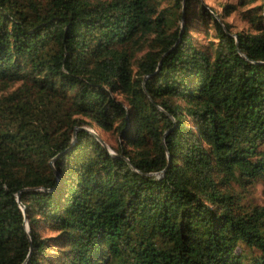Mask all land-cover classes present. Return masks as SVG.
Instances as JSON below:
<instances>
[{"label": "trees", "instance_id": "1", "mask_svg": "<svg viewBox=\"0 0 264 264\" xmlns=\"http://www.w3.org/2000/svg\"><path fill=\"white\" fill-rule=\"evenodd\" d=\"M253 1L0 0V264H264Z\"/></svg>", "mask_w": 264, "mask_h": 264}, {"label": "rangeland", "instance_id": "2", "mask_svg": "<svg viewBox=\"0 0 264 264\" xmlns=\"http://www.w3.org/2000/svg\"><path fill=\"white\" fill-rule=\"evenodd\" d=\"M201 1H203L207 5L213 7L214 9L218 11L222 10L223 3L230 2V3L237 4V0H201ZM261 1L262 0H255L247 4L246 6L258 4ZM237 7H238L237 8L238 10L240 8H244L240 6H237ZM238 10L231 12L229 15L225 17V19L231 22L232 29L234 31L235 30H248L249 29L248 23L245 20L241 19V17L239 16ZM193 34L198 39V41H201V42H207L209 38H213V34L211 33V31L209 33H205L204 31L201 30V31H196ZM89 129L97 133V135L102 139V141L108 146L116 145V143L118 142V136L114 131H105L96 126L89 127ZM108 149L110 151H113L110 146L108 147ZM247 198L251 201H256V202L263 201L264 200V188L262 187V184L257 183L256 186L251 188L250 192L247 194Z\"/></svg>", "mask_w": 264, "mask_h": 264}, {"label": "water", "instance_id": "3", "mask_svg": "<svg viewBox=\"0 0 264 264\" xmlns=\"http://www.w3.org/2000/svg\"><path fill=\"white\" fill-rule=\"evenodd\" d=\"M90 130V129H89ZM91 131V130H90ZM94 135H96L101 141H102V139L97 135V133H95L94 131H91ZM103 142V141H102ZM111 153L113 152V151H110ZM21 207H23L22 205H21ZM24 209V208H23Z\"/></svg>", "mask_w": 264, "mask_h": 264}]
</instances>
